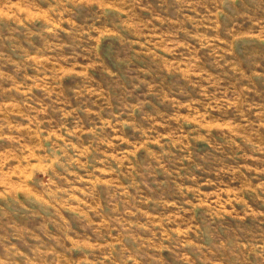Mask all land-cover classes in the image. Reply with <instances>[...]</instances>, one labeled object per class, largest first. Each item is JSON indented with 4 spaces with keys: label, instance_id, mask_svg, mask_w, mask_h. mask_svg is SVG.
<instances>
[{
    "label": "rangeland",
    "instance_id": "1",
    "mask_svg": "<svg viewBox=\"0 0 264 264\" xmlns=\"http://www.w3.org/2000/svg\"><path fill=\"white\" fill-rule=\"evenodd\" d=\"M0 264H264V0H0Z\"/></svg>",
    "mask_w": 264,
    "mask_h": 264
}]
</instances>
